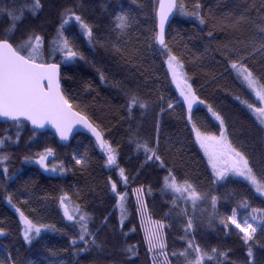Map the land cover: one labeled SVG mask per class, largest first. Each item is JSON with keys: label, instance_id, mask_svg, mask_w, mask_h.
<instances>
[{"label": "trees", "instance_id": "16d2710c", "mask_svg": "<svg viewBox=\"0 0 264 264\" xmlns=\"http://www.w3.org/2000/svg\"><path fill=\"white\" fill-rule=\"evenodd\" d=\"M42 10L33 14L25 5L31 0H0V9H8L18 15L23 9V18L15 22L14 37L26 39L33 32L44 35L46 42L56 37L61 18L67 9L81 15L93 27L91 44L73 21L66 26L65 34L74 38L76 47L85 60L61 63V86L77 110L86 113L100 126L105 139L118 151V164L128 176L127 186L119 176V169L106 163L107 154L89 135L77 132L67 143L60 142L49 131H35L25 121L19 128L14 122L0 120V136L17 134L19 142H8L0 150L11 159L0 165V261L9 264H152L153 252L148 250L145 227L149 221H161L170 227L164 229L166 251L170 264H185L184 258L173 256L187 247V240L211 253L228 252L227 260L217 255L215 260L206 259L204 264H248L246 247L242 245L238 230L233 225L225 228L219 217L231 214L236 209L240 221L248 218L253 208H264V196L255 192L247 181L232 178L227 184H215L207 159L195 142L191 123L187 121L185 107L164 62L166 57L152 43L150 34L156 24L154 9L157 0H41ZM189 10L200 4L206 23L201 25L194 18L175 14L167 31L166 41L178 55L187 75L191 78L197 95L219 112L228 129L233 145L244 151L255 163L264 155V131L251 110L243 101L260 106V101L251 89L232 70L230 63L237 59L224 47L237 41L260 38L257 26L264 20V0H183ZM117 14L133 19L131 45L140 48L139 58L131 56L130 62L107 45L116 43L113 22ZM246 17L238 31L221 30L217 21L230 23ZM13 21L5 12H0V35L11 29ZM209 32L212 35H209ZM13 34V33H10ZM47 47V43H46ZM245 54H247L245 52ZM49 53L46 51L45 57ZM259 78L264 69V56L257 54L246 62ZM103 73L105 80L100 79ZM264 82V81H262ZM132 90L149 104L147 110L138 106L131 115L127 111L125 92ZM163 97V99H160ZM236 97H240L239 100ZM172 103L169 109L167 103ZM161 108L165 109L161 114ZM193 120L201 131L217 133L219 124L206 105L194 106ZM157 124L159 130L157 132ZM165 160L167 169H172L177 178L186 177L208 198L197 202L195 210L191 202L185 205L176 194L163 189V178L168 174L157 162L146 161L136 142L147 141ZM45 147L54 149L49 156V165L62 164L66 171L46 172L38 164L26 162L25 156L35 157ZM73 157L82 159L77 164ZM7 166V177L3 167ZM259 175V166L257 165ZM110 181H116L118 190L126 193L122 202L110 190ZM143 188L141 195L146 207L141 209L136 189ZM12 194V204L35 221L55 225L59 231L43 232L29 246L23 240V226L6 195ZM66 195L82 210L91 214L89 229L96 237V246L90 251L77 254L70 239L78 231L74 222L68 221L59 199ZM211 196L218 197L217 218L211 219ZM176 200L177 207L173 206ZM27 201V203H25ZM247 202V207L243 202ZM187 208V216L183 210ZM193 219V230L185 232L187 219ZM257 228L253 248L254 264H264V231ZM134 246L135 254L127 251ZM80 247H83L80 244ZM51 249L55 255H52ZM159 264V262H158Z\"/></svg>", "mask_w": 264, "mask_h": 264}, {"label": "snow or ice", "instance_id": "6c2138e0", "mask_svg": "<svg viewBox=\"0 0 264 264\" xmlns=\"http://www.w3.org/2000/svg\"><path fill=\"white\" fill-rule=\"evenodd\" d=\"M34 15L38 14L43 8L41 0H31L30 5H25ZM200 4H195L193 10H189L183 0H157L154 9V21H158L151 30V44L157 45V51L164 57L167 65V70L171 75V81L179 90V95L182 98V106L185 107L187 113V121L191 123V131L194 133L195 142L203 150L207 157V165L211 169V178L215 184H227L233 177H240L247 181L255 192L264 196V155L255 163L241 149L234 146L229 139L228 129L225 125L223 116L213 110L211 105H207L205 100H202L193 88L190 82L191 78L187 75L185 65L182 59L176 55L168 46L166 41V25L169 24V18L173 14L194 18L199 24H205L206 18L201 14ZM19 14H13L8 9H0V12H5L13 21L11 29H6L4 34L0 35V118L6 121H11L19 128L25 121L30 122L34 132L39 129H44L46 126H51L55 129V133L61 140H68L72 135L73 129L77 125L87 129L88 132L95 137L97 144L107 154L106 163L111 167L115 166L119 169V176L127 186L128 176L125 174V169L120 168L118 164V151L112 147L110 141L105 139L104 132L98 124L90 117L74 107L69 97L65 95L61 86V63L56 62L57 54H59L62 63L75 62L77 60H85L84 54L79 51L74 43V38L70 39L65 34L66 26L75 21L82 33L88 38L89 44L94 39L93 27L84 21L81 15H77L74 10L67 9L57 29L56 37L50 42H46L44 35L35 32L29 34L26 39L17 41L14 37L15 22L22 20L23 9L18 10ZM246 21V17H239L236 20L225 23L217 21V26L221 30L238 31L241 24ZM133 19L127 15L117 14L113 22V31L116 33V43H109L114 52L118 53L125 62L130 60L131 56L134 59L139 58L140 48L131 45ZM260 38H250L247 41H237L233 46L225 45L228 52L237 57L232 60L230 67L235 70L237 77L251 89L261 106L257 107L254 103L243 101L247 107L254 113L256 120L261 126V131H264V69H262L261 77H257L251 70L247 61L254 58L257 54L264 56V20L257 26ZM13 33V34H10ZM211 36L212 33L209 32ZM47 43V47H46ZM46 51L49 53L48 58L45 57ZM245 52L247 54H245ZM100 79L105 80L104 74L100 73ZM127 97V111L131 115L133 108L147 110L149 104L143 100L140 95L132 90L125 92ZM163 99V97H160ZM237 100L240 97H236ZM206 105L208 111L219 122V135L201 131L193 120L194 106ZM169 109L173 108L172 103H167ZM165 109L161 108V114ZM157 132L159 126L157 124ZM18 143L19 135L15 140L11 136H0V150L4 149L8 142ZM137 150H142L145 154L146 161H154L159 164L162 169L167 170V175L163 178V189L176 194V199H182L187 205L191 201L193 210L197 207L198 201H203L208 198V194L199 192L186 177L177 178L176 173L172 169H167L165 160L158 152L159 142L157 139L155 147L147 141H135ZM54 149L45 147L43 152H38L35 157L25 156L26 162L38 164L46 172H63L66 171L61 164L59 168L56 165H49V156H54ZM11 157L7 154L0 155V165H6ZM77 164L83 165L82 159L73 157ZM257 165L259 166V175L257 173ZM3 174L7 177L8 168L4 166ZM110 190L118 198L120 202L125 200L126 193L118 190L116 181H110ZM137 201L141 209L146 207V201L143 200L141 193L143 188L136 189ZM6 200L12 204L13 197L11 193L6 195ZM68 197L66 195L59 199V204L64 210V216L68 221L74 222L73 228L78 231L71 237V246L76 249L77 254L87 253L90 251L89 245L96 246V237L89 229V221L91 214L82 210L79 206H74L73 210H69L67 204ZM212 213L209 223L212 219L217 218V201L218 197L211 196ZM27 203V201H25ZM247 207V202H243ZM19 213L20 220L23 224V240L31 246L34 240L41 237L46 231H59L55 225L46 224L35 221L16 205L12 204ZM173 206L177 207L176 200H173ZM123 213V209H122ZM187 216V208L183 210ZM252 219L259 220L260 224L254 226L247 218L243 221L238 220L236 209L231 210L230 215L219 217V223L226 229L231 225L238 230L239 239L243 246L246 247V256L248 264H254L253 248L256 243L257 228L264 225V208H253ZM170 227L161 221H149L145 227V239L148 243V250L153 252L152 264H170L166 251L167 245L165 242L164 229ZM193 230V219L189 217L186 222L185 232ZM264 231V227H261ZM5 234L4 229L0 228V236ZM80 244L83 247H80ZM48 251L55 255L51 249ZM127 251L135 254L134 246H129ZM173 256L184 258L185 264H204L205 260H215L217 255L227 260L228 252H218L217 248H212L211 253L201 248L199 244H195L192 239L187 240V247L184 251L177 253L173 252ZM0 264H4L0 261ZM9 264H15L9 260ZM223 264V262H218Z\"/></svg>", "mask_w": 264, "mask_h": 264}, {"label": "water", "instance_id": "95a60500", "mask_svg": "<svg viewBox=\"0 0 264 264\" xmlns=\"http://www.w3.org/2000/svg\"><path fill=\"white\" fill-rule=\"evenodd\" d=\"M174 15H175V13L173 14V16H171V17L169 18V24L166 25V35H167V31H168L169 25H170V23H171V21H172ZM156 23H158V21H156ZM0 120L3 121V122H11V121H6L4 118H0ZM26 122H27V121H26ZM27 123H28V124L30 125V127L33 129V126L30 124V122H27ZM45 130H49V131H51V132L55 135V137H56L60 142H62V143H67V142L71 139V137H72L75 133H77V132H82V133H85V134L89 135V136L92 137V138L94 139V141L96 142L95 137H93L92 134H91L90 132H88L87 129L83 128V127L80 126V125H77L76 128L73 129L72 135L69 137L68 140H61V139L59 138V136L55 133V129L52 128L50 125H49V126H46L44 129H39L38 131H45ZM96 144H97V142H96ZM97 145H98V144H97ZM98 147L101 149V147H100L99 145H98Z\"/></svg>", "mask_w": 264, "mask_h": 264}, {"label": "rangeland", "instance_id": "374dc122", "mask_svg": "<svg viewBox=\"0 0 264 264\" xmlns=\"http://www.w3.org/2000/svg\"><path fill=\"white\" fill-rule=\"evenodd\" d=\"M255 95V94H254ZM256 97V96H255ZM257 98V97H256ZM258 99V98H257ZM260 106H261V102H260ZM252 112V111H251ZM210 114H211V112H209ZM253 113V112H252ZM253 115H254V113H253ZM211 116H212V114H211ZM255 116V115H254ZM213 117V116H212ZM214 118V117H213ZM214 120L219 124V122L214 118ZM219 131H220V129H219ZM219 131L217 132V133H215V134H217V135H219ZM194 138H195V136H194ZM197 145L199 146V144L197 143ZM200 148V147H199ZM200 150L202 151V153H203V150L200 148ZM204 154V153H203ZM205 156V155H204ZM205 158L207 159V157L205 156ZM210 168V167H209ZM211 170V169H210ZM233 178H237V179H242V178H240V177H233ZM170 191V190H169ZM142 196H144V195H142ZM67 204H68V206H69V210L70 211H72L73 210V208H74V204L69 200V199H67ZM189 202H191V201H189ZM120 208L122 209V202H120ZM13 209L16 211V208H14L13 207ZM17 212V211H16ZM121 212H122V210H121ZM17 214H18V216H19V213L17 212ZM19 218H20V216H19ZM248 219V221L250 222V223H252L254 226H257V225H259L260 224V221L259 220H253L252 219V213L249 215V217L247 218ZM22 223V222H21ZM22 226H23V224H22Z\"/></svg>", "mask_w": 264, "mask_h": 264}, {"label": "bare ground", "instance_id": "6f19581e", "mask_svg": "<svg viewBox=\"0 0 264 264\" xmlns=\"http://www.w3.org/2000/svg\"><path fill=\"white\" fill-rule=\"evenodd\" d=\"M179 91V90H178ZM239 220V219H238ZM234 226V225H233ZM235 227V226H234Z\"/></svg>", "mask_w": 264, "mask_h": 264}]
</instances>
